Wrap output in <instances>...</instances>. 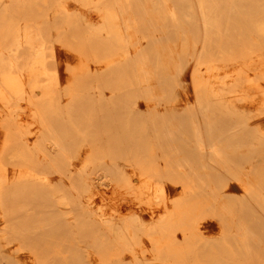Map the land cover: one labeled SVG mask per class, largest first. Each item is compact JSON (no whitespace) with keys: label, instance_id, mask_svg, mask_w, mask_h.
Instances as JSON below:
<instances>
[{"label":"rangeland","instance_id":"1","mask_svg":"<svg viewBox=\"0 0 264 264\" xmlns=\"http://www.w3.org/2000/svg\"><path fill=\"white\" fill-rule=\"evenodd\" d=\"M222 1L217 13L224 10V6L227 9L229 5L241 7L235 13L231 10L222 11L220 15L226 17L223 21L204 23L201 20L200 8L187 7L181 0L182 6L173 8L174 12L176 11V20L145 19L141 24L148 38L151 35L155 40L168 41L184 32L191 34L197 42V53L192 59L180 60L178 71L168 77H162L161 81L165 84L159 102L148 105L135 91L128 95L124 113L129 118L137 114L138 119L107 127L97 126L93 119L89 120L91 124L87 122V108L76 105L77 107L66 110L68 116L64 117L67 126L65 132L61 131L60 135L69 139L70 146H75V150L71 148L69 150L70 155L77 154L73 158L77 165L81 164L85 156L93 154L94 165L88 166V172L92 177L101 178L106 175L105 171H112L111 175L117 178L116 181L103 178L105 183L101 185L103 188L101 193L115 198L116 202L121 199L120 217H124L123 220L132 228L131 244L121 246L118 252L119 250L112 244L114 240L112 232L104 229L100 232L95 231L87 226L84 215L76 212L67 214V211L72 209V204L79 199L76 195L82 193V186L77 184L78 181L66 184L62 181L64 176L73 181L75 163L71 167L61 163L55 171L51 167L46 168L45 164L41 163L43 156L34 152L37 155L35 159L33 158L35 164L29 160L27 164L23 163V159L16 160L14 164L17 172L4 173L13 179L10 177L9 180L8 177L7 180H0V264H24L22 260L26 256H30L34 264H167L164 260H159L166 257L170 259L171 264H264V133L258 127L261 123L264 128L262 123L264 115L258 117L254 114L257 112L264 114V102L249 104L236 101L235 98L229 101L231 97H228L226 103L221 104L207 85L196 86L192 79V74L197 68L202 81H213L211 84L215 87L214 83L218 85V77L224 72L239 70L242 66L248 65L252 69L250 70L252 78L260 81L261 88L264 89L262 79L264 37L259 33L261 21L264 19V0ZM158 9L162 11L163 8ZM185 13L191 14L193 19L184 21L182 15ZM146 41L143 40L145 45ZM87 59L82 61L87 63L94 73L92 75L84 70L79 72L80 76L77 75V79L87 80V84L83 85L79 81L78 88L73 86L76 90L74 96L77 97L79 94L80 98H87L89 93H96L98 96L99 90L96 87L100 86L98 81L104 77L99 68H96V60ZM77 61V58H72L74 64H77ZM114 64V68L122 66ZM66 67V63L61 60L62 75L67 74ZM125 68L123 66L115 70V73L117 71L120 74ZM131 74L126 72V76H123V73L121 75L125 82L126 80L129 82L127 84L129 89L133 87L134 78ZM213 74L215 79L211 77ZM60 82L58 89L60 102L61 107L65 108L69 98L64 94L67 80L63 77ZM103 91L106 97L111 96L110 90ZM249 92L262 97L255 88H249ZM27 105V110H31L32 107ZM149 107L153 108L152 118L148 116L145 119L141 118L148 113ZM0 108L3 106L0 105ZM64 108L59 111L63 112ZM9 112V109H4L0 120L7 122ZM76 114L80 115V118H75ZM218 116L228 123L226 125L217 123L215 118ZM154 123L158 130L162 131L161 134L154 133ZM143 125H146L147 131L141 135H134L139 140L136 141V145L131 142L130 149L127 147L118 149L124 142H118V138H115L116 133L126 129L130 132L142 130ZM2 127L3 134H6L9 127L6 125ZM172 127H176L177 131L164 133ZM8 137L11 139L13 136L10 134ZM35 138L36 136H31L25 141L33 145ZM171 138L172 141L169 140ZM107 139L115 140L111 141L114 146L116 145L115 148L105 146L106 149H98ZM18 141L11 139L3 143L0 150L2 164L9 165V148H21ZM150 143L155 144L157 148L154 153L149 149ZM159 143L164 144V150L160 149ZM89 145L95 148L92 149ZM118 169H121L120 172ZM155 169L164 175V184L168 187L169 196L176 198V203L186 209V214L190 218H204L216 225L219 217L216 210L218 208L222 210L221 203H224L225 207L232 210L236 220L249 218L246 225L249 224L250 229L248 225L241 226L237 223L236 227H230L232 230H229V235L223 239L213 231L208 234L206 241L202 237L194 236L188 229H186L188 231L169 229L162 233L163 238L183 241L182 250L170 251L165 246L158 247L151 237L153 232L140 223L142 220L151 224L154 217L138 204L132 203L126 190L117 188V191L113 185L124 184L122 178L126 175H133V184H140L143 178L151 177ZM93 170L97 173L95 174ZM43 175L47 177L45 182L41 180ZM9 181L17 183L18 186L17 195L12 197L17 199L14 202L6 196ZM82 200L86 201V196H82ZM16 217L22 219L19 226L14 221ZM254 223H261V228L257 226L253 230L251 224ZM238 225L239 228L247 229V234L241 238L242 242L236 238L237 235H242ZM23 228L26 229L27 235L39 236L37 240L42 242L37 246L25 245V248L23 240L17 239L14 234L23 233ZM102 234L105 236L102 237ZM126 248L133 251L122 253L121 250Z\"/></svg>","mask_w":264,"mask_h":264},{"label":"bare ground","instance_id":"2","mask_svg":"<svg viewBox=\"0 0 264 264\" xmlns=\"http://www.w3.org/2000/svg\"><path fill=\"white\" fill-rule=\"evenodd\" d=\"M184 2L187 7L196 8L198 6L200 8L201 20L204 23L223 21L226 17L220 15L222 11L231 10L235 13L241 7V5H229L227 9L224 6V10L218 14L216 11H219L220 4L223 3L222 0H182L183 4ZM175 6H182L181 0H0V105L3 106L0 108V116L4 109L10 110L8 121L0 120V150L3 143L11 139L19 140L18 142L21 144L19 149L9 148V165L0 162V180H7L8 177L9 180L13 179L12 176L4 173L17 172L14 164L16 160L23 159L24 164H27V160H29L35 164L36 161L33 160L37 156L35 153L43 156L41 163L45 164L46 168L51 167L55 171L58 170L61 163L68 167L75 163L76 171L73 181L67 176H64L62 181L65 184L78 181L77 184L82 186V190L80 188L82 193L76 195L79 196V199L75 204H72V209L70 208L71 210L67 211V214L76 212L84 215L87 219V226L93 230L100 232L104 229L112 232L114 239L112 244L116 250H119L118 252H120L121 246L131 244L132 228L126 220H123L124 217H120L121 199L116 202L115 198L105 196L104 192L101 193L103 189L101 185L105 183L103 178H110L112 181H116L117 178L111 175L112 171H105L106 175L101 178L92 177L88 172V166L94 165L93 154L85 156L81 164L77 165L73 159L77 154L70 155L69 150L70 148L75 150V146H70L69 139L64 138L60 133L61 131L65 132L67 126L66 117H64L68 116L66 110L75 108L76 105H79L80 108H87L88 123L91 124L89 120L93 119L97 126L107 127L123 121H135L139 118L137 114L129 118L124 113L128 95L132 91L145 99L148 105L159 102L165 84L161 81L162 77H168L178 71L181 65L180 60L187 61L196 57L197 42L187 32L177 34V38H171L168 41L155 40L151 35L148 38L141 24L145 19L164 21L168 18L176 20V11L174 12L173 9ZM160 7L163 8L162 11L158 9ZM182 18L184 21L193 19L189 13L182 15ZM259 33L264 37V19L261 21ZM145 39L147 40L146 45L143 42ZM72 58H77V64L72 62ZM87 58L96 60V68H99V72L104 77L100 78L98 81L100 86L96 87L99 90L98 96L96 93H89L87 98H80L79 94L77 97L74 96L76 92L74 88H78L79 81L82 85L87 84V80L84 79V82L81 78L77 79V75L84 70L90 74L94 73L89 69L87 63L82 61ZM61 60L67 66V74L64 75L60 69ZM114 63L122 66L114 68ZM123 66L126 68L120 74L117 71L115 73V70H119ZM250 70H252L251 66L246 65L239 70L224 72L218 77V87L215 83V87L211 84L213 81H202L197 68L192 74V79L196 86L207 85L209 91L221 104H225L228 97H231L229 101L235 98L236 101H244L249 104L263 103L264 89L262 90L260 81L252 78ZM162 71L165 73H158ZM126 72L132 73L134 78L131 89L127 88L129 82L126 80V83L125 79L121 78L122 73L123 76H126ZM97 76L99 77V75ZM63 77L67 80L64 94L69 97L65 108L61 107L58 90ZM74 77L75 80H73ZM211 77L215 79L214 74ZM249 88H255L258 93L262 94V97L250 93ZM104 89L111 91L110 97H106ZM56 94L59 95L56 96ZM137 98H139L138 95ZM27 104L32 107L31 110H27ZM167 107L168 105L165 108L167 109ZM61 108L65 110L60 112ZM149 108L148 113L142 115L141 118L145 119L147 116L152 118L153 108ZM254 114L258 117L264 115L258 112ZM75 118H80V115L76 114ZM215 120L219 124L226 125L228 123L219 116ZM262 123L264 125V122ZM5 125L9 128L6 130V134H3L2 126ZM258 127L264 133L261 123ZM153 128L155 134H161L162 131L158 130L156 124ZM108 129L110 128L108 127ZM141 129L134 132L126 129L121 133H116L117 137L115 138H118V142H124L118 149L126 147L130 149L131 142L136 145V141L139 140L134 135L144 134L147 131L146 125H143ZM175 131H177L176 127H172L164 133L170 134ZM178 131L180 133L179 129ZM10 134L13 136L11 139L8 137ZM31 136H36L33 145L25 141ZM108 140L98 149L105 148V146L115 148L116 145H113L115 140L110 139L113 142ZM169 140L172 141V138ZM150 144L149 149L154 153L157 148L155 144ZM158 145H160V149H165L164 144L159 143ZM89 147L95 148L92 145ZM120 170L118 169L119 172ZM93 172L97 173L96 170ZM94 173L93 175H95ZM132 176H124L122 178L124 184L120 186L113 184L115 185L114 189L126 190L132 203L138 204L140 208L142 207L145 212L154 217L151 224L142 220L140 223L153 232L151 237L158 247L165 246L170 251L182 250L183 241L163 238L162 233L169 229L191 230L194 236L202 237L204 241L213 231L223 239L229 235V230H232L230 227H236L237 223L241 226L248 225L250 229V225H246L250 219L236 220V217L232 215V210L225 207L224 203H221L223 211L219 208L216 210L219 216L216 225L204 218H190L186 214V209L176 203V198L169 196L168 187L164 184L165 177L157 169L152 171L151 177L143 178L142 183L137 185L133 184ZM41 180L45 182L47 177L43 175ZM17 189V183L9 181L8 195L6 196L10 201L17 200L15 197L12 199L17 195ZM67 190L69 189L67 188ZM82 196H86L87 200H82ZM202 197L205 198L204 195ZM8 203L10 205V202ZM14 221L19 226L22 219L16 217ZM257 226L261 228V223L251 224L253 230ZM237 227L241 230L242 235H237L236 238L237 241L242 242L241 238L247 234V229L239 228V225ZM22 232L14 234L17 239L23 240V246L29 244L37 246L42 242V240H37L39 236L27 235L26 229L23 228ZM103 236L105 234H102ZM121 251L125 253L133 250L126 248ZM159 260L171 264L168 257ZM22 262L34 264L30 256L24 257Z\"/></svg>","mask_w":264,"mask_h":264}]
</instances>
